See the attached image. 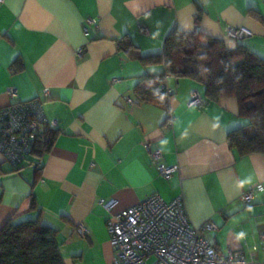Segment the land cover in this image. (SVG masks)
Segmentation results:
<instances>
[{
    "label": "crops",
    "instance_id": "0c3cea01",
    "mask_svg": "<svg viewBox=\"0 0 264 264\" xmlns=\"http://www.w3.org/2000/svg\"><path fill=\"white\" fill-rule=\"evenodd\" d=\"M225 26L251 36L230 38ZM174 28L264 58V0H2L0 108L38 98L57 135L18 169L0 154V229L38 219L55 231L63 264H112L102 201L116 213L157 193L180 198L194 226L214 222L207 237L216 250L264 264V191L242 200L264 187V155L240 156L228 145V133L248 123L237 100L208 101L203 83L173 76L164 81L173 91L168 109L138 97L136 88L154 89L152 76L164 72L138 55L161 53ZM128 41L137 49L125 51ZM193 92L202 107L189 104ZM156 149L177 167L169 178L152 161ZM79 223L88 228L85 238Z\"/></svg>",
    "mask_w": 264,
    "mask_h": 264
},
{
    "label": "trees",
    "instance_id": "16d2710c",
    "mask_svg": "<svg viewBox=\"0 0 264 264\" xmlns=\"http://www.w3.org/2000/svg\"><path fill=\"white\" fill-rule=\"evenodd\" d=\"M121 40H118L120 46ZM126 44L125 51L137 49L131 41ZM138 56L146 66L164 67L163 73L152 76L158 80L154 89L136 88L142 101H156L168 109L164 89L167 76L201 82L208 101L233 97L237 100L239 115L248 121L228 133L229 147L240 156L264 155V58L244 45L228 49L222 39L178 28L167 35L161 53ZM56 135V131L46 125L31 155L46 153ZM32 202L35 207L34 200ZM55 235L53 229L41 225L38 219L18 224L6 222L0 229V264H63Z\"/></svg>",
    "mask_w": 264,
    "mask_h": 264
},
{
    "label": "built area",
    "instance_id": "2783aa9c",
    "mask_svg": "<svg viewBox=\"0 0 264 264\" xmlns=\"http://www.w3.org/2000/svg\"><path fill=\"white\" fill-rule=\"evenodd\" d=\"M96 23L94 19L86 21L87 25ZM224 29L228 37L236 40L251 36L244 28L225 26ZM140 32L146 33V30L142 28ZM77 54L81 55V50ZM164 89L167 95L173 92L167 87ZM44 93L47 94V89ZM7 95L15 98L16 90L8 88ZM128 103L131 104V100ZM189 104L200 108L203 100L193 92ZM44 125L54 127L56 122L47 120L43 102L38 98L0 108V154L4 160L13 167L22 166L30 158ZM150 155L160 176L169 178L177 171L176 166L163 163L160 150H152ZM255 190L264 191V187L248 189L242 197L243 202H252ZM102 203L110 212L106 226L115 252L112 264H250L241 252L216 250L207 237L217 228L216 224L208 221L194 226L180 198L166 201L155 193L116 213L110 211L109 203ZM76 232L85 238L88 228L79 223Z\"/></svg>",
    "mask_w": 264,
    "mask_h": 264
},
{
    "label": "rangeland",
    "instance_id": "374dc122",
    "mask_svg": "<svg viewBox=\"0 0 264 264\" xmlns=\"http://www.w3.org/2000/svg\"><path fill=\"white\" fill-rule=\"evenodd\" d=\"M151 261H153V259Z\"/></svg>",
    "mask_w": 264,
    "mask_h": 264
}]
</instances>
